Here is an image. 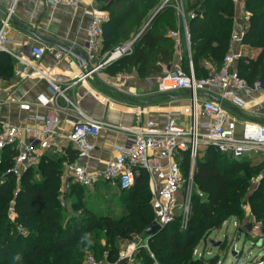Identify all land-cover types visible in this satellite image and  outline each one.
Masks as SVG:
<instances>
[{
    "label": "trees",
    "instance_id": "obj_1",
    "mask_svg": "<svg viewBox=\"0 0 264 264\" xmlns=\"http://www.w3.org/2000/svg\"><path fill=\"white\" fill-rule=\"evenodd\" d=\"M109 11L104 21V50L113 51L134 36L133 51L107 65L109 73L117 74L135 69L140 77L163 72L164 64L177 58L175 38L171 31L183 29L180 16L173 5L164 6L148 26L138 35L145 19L160 0H100ZM190 32L191 52L197 77L210 72L206 62L218 68L230 48L234 31V0H184ZM250 14L244 29L243 44L260 49L256 56H243L238 69L249 83H264V0H245ZM134 33V35H133ZM174 60V61H175ZM183 68L189 70V53H182ZM14 60L0 54V77L14 74ZM16 150L7 146L0 163V177L12 164ZM188 159L183 162L187 173ZM65 157L45 155L36 166L29 167L17 186L16 177L9 175L0 184V264H85V250L97 256L108 254L116 260L121 246L119 239L132 235H146L154 221L152 191L149 175L141 170L124 198L129 210L119 217L96 214L82 201L84 186L72 182L65 198L77 195L72 202L76 211L69 215L62 205L61 184ZM264 161L250 157L236 159L209 147L197 162L195 182L204 192L193 195L192 212L187 227L178 217L149 237L151 249L165 264H186L196 260L190 256L199 240L212 229L221 226L230 216L243 217L244 206L251 205L256 219L264 230ZM253 178L259 179L253 188ZM72 180V179H71ZM67 200V199H66ZM15 206L16 214L10 213ZM81 209V212L78 211ZM131 239V238H130ZM105 240V246L102 241ZM125 264H153L149 252L141 248L133 262ZM196 264V263H195Z\"/></svg>",
    "mask_w": 264,
    "mask_h": 264
},
{
    "label": "built area",
    "instance_id": "obj_2",
    "mask_svg": "<svg viewBox=\"0 0 264 264\" xmlns=\"http://www.w3.org/2000/svg\"><path fill=\"white\" fill-rule=\"evenodd\" d=\"M45 1L56 5L78 6L82 0ZM236 1L244 7L243 17L247 26L250 14L245 12V0ZM167 5L175 6L180 16L189 53L190 68L188 71L183 68L182 55L178 58V62L166 64L158 89L162 93L189 91L191 92L189 103L178 112H169L167 120L162 124L155 119L143 121L140 110L132 125L117 124L95 118L83 111L68 96L67 90L75 81L83 80L92 73L76 75L72 82L64 83L57 80L54 75L61 61L66 59L69 66H75L77 63L69 52L30 42L18 45L17 49L14 48L16 40L10 37L9 30L15 8L10 6L7 9L5 16L0 17V54H8L15 60L14 73L16 76L21 79L32 77L45 79L48 82L49 91L37 94L35 104L45 109V112L38 116L37 121L30 124L2 123L0 162L7 146L13 148L16 146V153L12 164L0 180L1 184L9 175L20 179L22 174L40 158L39 149L49 148L55 143L58 126L61 123V112L68 107L76 108L78 113V120L74 123L68 137L74 143L80 158L89 160L92 157L96 147L95 141L103 129L123 132L126 135L125 142L116 146L117 154L108 159L104 165H92L88 161L71 163L68 171L72 181L84 187L106 182L125 190L132 187L140 171L145 170L149 175L152 191L154 221L161 225L172 223L179 217L182 227H187L192 212L194 193L201 197L205 195L195 182V173L197 162L207 148L213 147L236 159L249 155L264 157V122L243 120L235 111L223 104L227 102L244 112H251V106L264 109V83L261 80L249 83L238 69V63L244 53L241 49H235V45L243 43L245 28L233 31L230 48L221 65L218 68L211 65L207 76L197 77L187 25L188 16L194 17V14H187L184 0H162L156 8ZM91 13H93V18L88 26L90 48L86 50L90 58L99 48L105 32L102 16L98 13ZM171 35L180 42V29L172 30ZM133 43L134 40H131L116 46L108 59L99 63V68L109 61L131 53ZM47 53L54 56L56 64L40 65V61ZM244 91H249L254 97L249 100L242 97L241 93ZM201 93L214 94L218 97V101L202 98ZM21 107L30 109L31 104L24 103ZM23 137L25 139H22ZM185 159H188L187 175L183 171ZM182 189L181 200L178 194ZM63 199L61 203L64 206L65 199ZM9 210L11 215L16 214L13 201ZM141 248L149 252L153 264H160L150 247L149 237L142 234L135 235L131 242L124 248H120L116 260H110L108 254L104 258H98L94 253L89 252L85 256V264L130 263L135 260L136 253Z\"/></svg>",
    "mask_w": 264,
    "mask_h": 264
},
{
    "label": "crops",
    "instance_id": "obj_3",
    "mask_svg": "<svg viewBox=\"0 0 264 264\" xmlns=\"http://www.w3.org/2000/svg\"><path fill=\"white\" fill-rule=\"evenodd\" d=\"M234 1L236 3L234 30H240L246 26L243 17L244 7H242L243 5L241 3L236 0ZM10 6H14L15 12L12 16L9 35L16 40V46H14L16 49L18 45L30 42L32 44L52 46L55 50H63L55 44L41 40V38L56 40L85 53L89 58L87 67H91L103 61L102 56L104 57L106 53L107 55L112 53L110 50H104V36L99 48L94 51V55L91 58L86 53V50L90 48L88 26L93 18V13L91 12H94V14L98 13L102 16L104 21L109 17V11L102 6L100 0H82L78 6L56 5L48 3L45 0H0V17L5 16ZM156 7L153 10H158ZM149 20L148 17L145 19L139 32L135 34V36L137 35L136 37H138ZM180 34V42L175 40L176 60L182 55L184 48L187 46L184 29L180 30ZM135 39L136 38L133 36L126 42L131 40L135 41ZM235 49H241L244 56H256L260 51V49H249L243 43H237ZM100 55L102 56L100 57ZM74 58L77 62L75 66H69L66 59L59 63V68H57L56 75H54L57 80L64 83L72 82L76 75H80L84 72L79 60L76 57ZM14 64L16 66L15 60ZM54 64H56V60L51 53H47L40 61V65L42 66ZM211 65L213 64H208L209 67ZM165 66L166 64L163 66V72L146 77H140L135 69H132L133 72H129V75L124 74V72H118L115 76L113 75V78L109 79L103 76L105 72L103 73L101 70L102 67H100L85 79L75 81L74 84L68 88L67 94L68 96L71 95L69 97L73 99L83 111L95 118L104 119L117 124L132 125L141 110L142 112L140 114L143 121L155 119L162 124L167 120L169 112H178L184 105L189 103L190 98V96L183 95L186 91L159 92L158 84L165 72ZM106 75L110 76L107 73ZM95 80L101 83V89L105 87V82L114 84L115 88L106 87L107 89L103 90L96 89L93 85ZM48 89V82L45 79L35 77L21 79L16 76L15 73L9 79L0 77V127L4 122H9L11 124H30L37 121L38 116L45 112L44 108L35 104L37 94L42 91L48 92ZM169 94L173 95L169 96ZM163 95L165 96L163 97ZM241 95L248 100L254 97L251 96L252 93L249 91H244ZM201 96L202 98H206L205 95ZM24 103H30L31 108H22L21 104ZM225 103L228 105H226L227 108L235 111V107L229 105L227 102H224V104ZM64 104L65 103H63V105ZM250 109L251 112L240 111L250 116L252 119L264 120L263 108L251 106ZM236 114L239 118L247 120L246 117H242V115L237 112ZM77 120L78 113L76 108L68 107L64 109V111L61 112V123L58 126V134L55 143L49 148L39 149L40 158L33 164V166H36L41 160V157L45 155L54 158L65 157L64 173L62 174L61 184V200L64 198V193L67 190L70 191L71 183L73 182L68 171V167L71 163H84L88 161L92 165L102 166L108 159L113 158L117 154L116 146L124 143L126 140V135L123 132L103 129L95 141L96 147L92 157L89 160L80 158L74 143L71 142L68 137ZM241 124H239V127H241ZM22 139H25V137ZM15 148L16 146L13 149ZM3 157L4 154L2 159ZM248 157L253 161H264V157L262 156L249 155ZM2 177L3 175H1L0 180ZM16 181L18 186L21 178L18 179L16 177ZM84 188L100 190V192L105 193L109 192L111 189L122 192L118 187L106 182H100L95 186ZM64 202V206H67L68 202L66 199Z\"/></svg>",
    "mask_w": 264,
    "mask_h": 264
},
{
    "label": "rangeland",
    "instance_id": "obj_4",
    "mask_svg": "<svg viewBox=\"0 0 264 264\" xmlns=\"http://www.w3.org/2000/svg\"><path fill=\"white\" fill-rule=\"evenodd\" d=\"M157 6H159V4ZM155 11L156 9L150 11L148 20ZM245 12H248L246 8ZM185 50L188 51L187 46L184 48V51ZM110 55L111 54L107 55L106 53L104 57L102 55H100V57L102 56V60L105 61ZM174 60L175 58L171 61L174 63L179 61ZM112 62L114 61H109V63L104 65L101 69L103 73L105 72V75L103 74V76L107 79L113 78V75H116L107 71V65ZM205 64L208 65L209 63L206 62ZM131 71L133 72V70L125 71L124 74L129 75V72ZM106 73L110 76H107ZM100 84L101 83H99L97 80H95L93 83L96 89H101ZM104 85L105 87H103L101 90L107 89L106 87L115 88L114 84L112 83L105 82ZM187 173H185V175H187ZM258 180V178H253L251 181L253 188L258 186ZM195 187L197 186L195 185ZM80 191L83 193L82 201L87 204L89 209H92L98 215L109 214L112 217H119L124 213H127L129 210L127 207H125L124 197L127 196V193L125 192H117L116 190L111 189L109 192L105 193L100 192V190L87 188L80 189ZM182 191L183 189L178 194L180 199L182 197ZM65 199H67L68 203L64 208H67L69 215L76 212L72 209V202L77 199V195H71ZM78 212L80 213L81 209ZM244 214L245 215L243 217H227L222 222L220 227L214 228L209 233L204 235L190 253L191 258L193 260L195 259L196 262L193 261V263L186 264H264V230L262 229V223L256 219L250 204L244 206ZM240 230L242 231L241 233L239 232ZM135 235H139V233L132 235V237H130L131 239L120 238L118 242L121 248H124L129 242H131ZM101 245L105 246V240L102 241ZM89 252H92L96 255V253L92 250H85V256ZM97 257L104 258L105 255L102 257ZM159 262L160 264H165L160 260Z\"/></svg>",
    "mask_w": 264,
    "mask_h": 264
},
{
    "label": "water",
    "instance_id": "obj_5",
    "mask_svg": "<svg viewBox=\"0 0 264 264\" xmlns=\"http://www.w3.org/2000/svg\"><path fill=\"white\" fill-rule=\"evenodd\" d=\"M164 6L160 7L158 10H156V12L153 14V16L150 18V20L148 21V23L146 24V26L143 28V30L148 26V24L154 19V17L158 14V12L163 9ZM142 30V31H143ZM141 31V32H142ZM41 40L45 41V42H48V43H51V44H55L57 46H59L60 48H62L64 51L66 52H69L71 55H73L74 57H76L79 62H80V65H81V68L84 70V74L88 73V72H93L95 71L96 69L99 68V64H96V65H93L91 67H87V64L89 63V58L88 56L81 52V51H78L76 50L75 48H73L72 46H69L67 44H63L61 42H58L56 40H50V39H46V38H41ZM167 95V94H165ZM163 95V97L165 96ZM170 95H173V94H169ZM183 95H186V96H191V92L189 91H186ZM201 95H205L206 98H211V99H214V100H217L218 101V98L217 96L213 95V94H210V93H201ZM224 104V102H223ZM225 106L227 105L226 103L224 104ZM228 106V105H227ZM234 110L242 115V117H246V119H249V120H255V121H260V122H264V120H257V119H252L250 116L244 114L242 111L240 110H237L234 108ZM164 225H161L159 224L158 222L156 221H153L149 226L148 228L146 229V234L147 236L151 237L153 236L156 232H158L159 230H161V228H163ZM240 233L242 232L241 230L239 231Z\"/></svg>",
    "mask_w": 264,
    "mask_h": 264
}]
</instances>
